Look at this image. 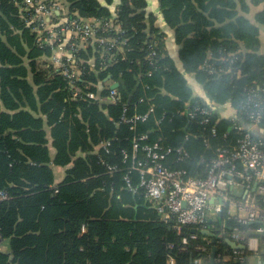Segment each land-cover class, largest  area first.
I'll use <instances>...</instances> for the list:
<instances>
[{
    "label": "trees",
    "instance_id": "16d2710c",
    "mask_svg": "<svg viewBox=\"0 0 264 264\" xmlns=\"http://www.w3.org/2000/svg\"><path fill=\"white\" fill-rule=\"evenodd\" d=\"M20 1L0 0V190L8 194L0 201V246L9 241L8 249L0 248V264H167L168 256L190 264L205 240L210 250L215 246L213 264H249L214 235L235 224L225 209L207 220V230L186 226L177 234L138 186L137 171L129 173L135 193L124 175L133 140L142 134L164 148L183 145L189 157L176 162L170 154L165 163L193 176L205 174L218 148L237 144L231 108L250 86L264 85V8L254 21L246 16L262 0H157L161 27L146 10L149 0H75L76 15L112 20L122 31L109 35L126 39L128 47L122 56H96L93 63L89 47L74 51L69 65L79 74L73 84L51 59L61 42H41ZM166 34L177 46L173 55ZM148 40L157 44L151 61ZM233 52L239 75L212 77L200 69L209 53L218 59ZM117 81L116 102L86 95L103 98ZM186 102L208 107L209 122L188 119ZM134 115L146 118L123 121ZM53 165L66 168L60 183ZM192 232L198 238L182 244Z\"/></svg>",
    "mask_w": 264,
    "mask_h": 264
},
{
    "label": "built area",
    "instance_id": "2783aa9c",
    "mask_svg": "<svg viewBox=\"0 0 264 264\" xmlns=\"http://www.w3.org/2000/svg\"><path fill=\"white\" fill-rule=\"evenodd\" d=\"M19 5L26 13L27 23L32 24L39 35V40L41 35L44 36L41 42H61L51 59L62 67L63 74L71 84L79 74L78 69L69 65L74 51L96 46L102 59L106 54H124L128 47L126 39L109 35L111 31L116 34L122 31L112 20L64 12L62 0H21ZM66 32L74 35L69 45L62 43V35ZM156 47L155 42H146L147 60L151 61L157 56ZM63 57L65 61H62ZM236 59V52L227 53L218 59L212 58L209 53L200 69L212 77L234 73L239 75L233 66ZM216 61L222 62L215 64ZM86 95L98 101L118 100L116 89H110L103 98L92 92ZM182 112L191 120L200 117L198 123L202 125L209 122L211 114L208 107L192 105L190 102L185 103ZM240 114L245 116V124L240 121ZM230 116L233 129L241 134L237 144L232 148H218L216 156L205 163L203 176L189 175L183 168L166 165L170 154L175 155L176 162L189 157L183 145L164 148L157 139L151 141L147 134H142L133 140L130 153L132 162L124 175V181L129 190L136 192L137 186L131 185L129 173L137 171L138 186L144 190L147 200L157 208L162 220L169 223L177 234H181L186 226L206 229L207 220L225 209L235 224L227 231L222 225L217 236L244 245L243 248L233 249V256L244 262L248 260L244 250L258 255V243L264 241V85L250 86L244 101L237 108H231ZM145 118L146 115H134L123 118V121L133 122ZM211 131L215 133L214 128ZM127 157L128 153L123 150V158ZM115 169V166L108 167L109 171ZM7 198L8 194L0 190V201ZM197 238V233L192 232L182 237L181 242L185 245L189 239ZM205 241L195 247L202 255L195 258L193 264H207L211 250L208 248L210 241ZM216 261H220L219 256ZM167 264H174L172 256H168ZM257 264H263V259L259 258Z\"/></svg>",
    "mask_w": 264,
    "mask_h": 264
},
{
    "label": "crops",
    "instance_id": "0c3cea01",
    "mask_svg": "<svg viewBox=\"0 0 264 264\" xmlns=\"http://www.w3.org/2000/svg\"><path fill=\"white\" fill-rule=\"evenodd\" d=\"M149 1L151 2V5L146 8L147 12H150L153 14V17L156 19V26H160V27L163 26L162 22L160 21V14H159V8H158L157 0H149ZM62 4H63V11L64 12L67 11V12L74 13V14H75V12H78V11H76L77 3L75 2V0H62ZM262 8H264V0H262L257 5H250L249 12L246 14V16L251 21H254V15L256 14V12H258ZM62 36H63L62 37L63 38L62 43H64L65 45H69V43L72 42V40H74L73 39L74 35H72L68 32L64 33ZM168 36L169 35L166 34V36L164 37L165 48H166L167 54L173 55L176 52L177 46H176V44L173 43L172 40L169 39ZM259 40H260V52L264 53V25H259ZM88 47H89V49L87 52H88V55H89V57L93 63L96 59L95 58L96 56L100 57L99 50L96 48V46L90 45ZM88 47H86V48H88ZM122 55H124V54H121V56ZM110 83L111 82H109V84ZM1 110H3V109L1 108ZM45 129H46V131H48L49 128L46 127ZM48 147H49L51 154H53L54 149L52 148L50 143L48 144ZM52 170H53V174H54L55 183H60L65 176L66 168L53 165ZM217 235L218 234H216V236ZM8 243H9V241L7 239H5L3 241V244L1 246H3L4 250L8 249ZM258 247L260 249V253L258 255L257 254H251L248 257V263L249 264H257V261L259 258L263 259V262H264V241L258 243Z\"/></svg>",
    "mask_w": 264,
    "mask_h": 264
},
{
    "label": "water",
    "instance_id": "95a60500",
    "mask_svg": "<svg viewBox=\"0 0 264 264\" xmlns=\"http://www.w3.org/2000/svg\"><path fill=\"white\" fill-rule=\"evenodd\" d=\"M119 86V82H113L110 83L109 87L110 89H116ZM206 234L208 235H212L209 231H204ZM214 236V235H213ZM225 241L227 244L230 245V247H232L233 249H240L243 248L244 245L240 244V243H236L228 238H225ZM214 254H215V246L212 247L211 252H210V262L209 264H213V259H214ZM190 264H193V261L191 260ZM264 264V262H263Z\"/></svg>",
    "mask_w": 264,
    "mask_h": 264
},
{
    "label": "rangeland",
    "instance_id": "374dc122",
    "mask_svg": "<svg viewBox=\"0 0 264 264\" xmlns=\"http://www.w3.org/2000/svg\"><path fill=\"white\" fill-rule=\"evenodd\" d=\"M242 50V49H241ZM0 248H2L3 249V246H0Z\"/></svg>",
    "mask_w": 264,
    "mask_h": 264
}]
</instances>
